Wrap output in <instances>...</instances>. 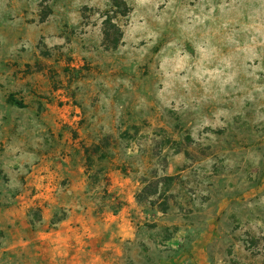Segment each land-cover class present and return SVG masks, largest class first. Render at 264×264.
Wrapping results in <instances>:
<instances>
[{
	"label": "rangeland",
	"instance_id": "1",
	"mask_svg": "<svg viewBox=\"0 0 264 264\" xmlns=\"http://www.w3.org/2000/svg\"><path fill=\"white\" fill-rule=\"evenodd\" d=\"M126 1L0 0V264H264V0Z\"/></svg>",
	"mask_w": 264,
	"mask_h": 264
},
{
	"label": "trees",
	"instance_id": "2",
	"mask_svg": "<svg viewBox=\"0 0 264 264\" xmlns=\"http://www.w3.org/2000/svg\"><path fill=\"white\" fill-rule=\"evenodd\" d=\"M131 7L129 6V4L127 3L126 0H112V4H111V8L110 10L107 12L108 15V19H106V23H112V16L111 14H120V15H128V13L130 12ZM122 34L121 29L118 27L117 28V36L113 41V44L111 47L113 48H117L119 45V41H120V35ZM105 36H106V41L111 39V33L110 30H105ZM19 104H21V102H18Z\"/></svg>",
	"mask_w": 264,
	"mask_h": 264
}]
</instances>
